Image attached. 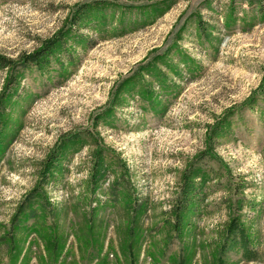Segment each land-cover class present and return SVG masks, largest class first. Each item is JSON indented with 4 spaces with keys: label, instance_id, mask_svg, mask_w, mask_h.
Wrapping results in <instances>:
<instances>
[{
    "label": "rangeland",
    "instance_id": "1",
    "mask_svg": "<svg viewBox=\"0 0 264 264\" xmlns=\"http://www.w3.org/2000/svg\"><path fill=\"white\" fill-rule=\"evenodd\" d=\"M0 56V264H264V0H0Z\"/></svg>",
    "mask_w": 264,
    "mask_h": 264
},
{
    "label": "trees",
    "instance_id": "2",
    "mask_svg": "<svg viewBox=\"0 0 264 264\" xmlns=\"http://www.w3.org/2000/svg\"><path fill=\"white\" fill-rule=\"evenodd\" d=\"M87 10H88L87 4L80 5L78 9H76L74 14H72V16L70 17L68 21L69 27L67 29H60L55 33V35L52 38L43 41L42 45L38 49L30 53L29 55L23 57L22 59L25 58L28 61L31 59L33 61H37V63H40V62H44L47 59V54H51L55 52V48H59L61 50L64 47L63 43H65L67 37L70 35V33H72L71 28H73L74 26L77 27L79 25V22L83 17V13L87 12ZM13 65L14 62L12 60L0 56V66L12 67ZM8 86L9 85H7V87ZM187 203L189 204L188 199L186 202L183 203V206L179 205L180 209H184V210L188 209ZM230 226L231 228L229 229V231H233L235 232V234L239 233L237 235L239 237L240 244L243 247L245 256L249 259L252 258L255 252L248 247L249 239L245 233V230L239 229L236 222H232Z\"/></svg>",
    "mask_w": 264,
    "mask_h": 264
}]
</instances>
